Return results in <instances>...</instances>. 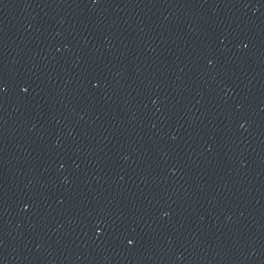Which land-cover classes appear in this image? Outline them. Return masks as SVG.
Returning <instances> with one entry per match:
<instances>
[{"label":"water","instance_id":"water-1","mask_svg":"<svg viewBox=\"0 0 264 264\" xmlns=\"http://www.w3.org/2000/svg\"><path fill=\"white\" fill-rule=\"evenodd\" d=\"M0 264H264V0H0Z\"/></svg>","mask_w":264,"mask_h":264}]
</instances>
